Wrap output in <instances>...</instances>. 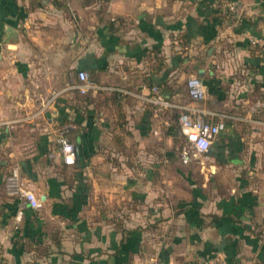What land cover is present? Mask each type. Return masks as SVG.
I'll return each instance as SVG.
<instances>
[{
  "label": "crops",
  "instance_id": "obj_1",
  "mask_svg": "<svg viewBox=\"0 0 264 264\" xmlns=\"http://www.w3.org/2000/svg\"><path fill=\"white\" fill-rule=\"evenodd\" d=\"M255 38L264 0H0V264H264ZM80 71L98 89H73ZM191 76L207 87L199 104ZM153 87L207 120L226 117L188 165L179 112L158 117L144 102ZM191 164L209 167L200 183ZM15 166L39 209L7 194Z\"/></svg>",
  "mask_w": 264,
  "mask_h": 264
},
{
  "label": "built area",
  "instance_id": "obj_2",
  "mask_svg": "<svg viewBox=\"0 0 264 264\" xmlns=\"http://www.w3.org/2000/svg\"><path fill=\"white\" fill-rule=\"evenodd\" d=\"M110 1V0H104ZM228 22L233 25L240 23L242 12L239 4H231L228 6ZM115 21V20H114ZM253 45L259 48V54L264 58V38H255L252 41ZM187 95L193 104H199L206 99L207 87L202 79L196 76H191L187 80ZM80 94L86 95L91 90L98 89L89 79V74L85 71H80L77 74V80L72 86ZM116 90V89H114ZM122 90H120L121 92ZM147 106L151 108L156 116H162L172 110L179 112L178 124L181 135L186 140V145L182 150V162L188 165L193 158L206 154L212 147L214 141L226 131V117L219 116L217 121L207 120L201 110L181 106L168 100L158 87H153L151 94L144 99ZM157 134V133H156ZM60 152L63 156V161L68 166L76 165L77 148L69 142L64 136L58 138ZM5 188L9 196H17L24 198L28 204L39 209L41 201L36 195L30 191L22 181L21 170L19 166L11 169L5 178ZM154 264H162L155 262ZM187 264H222L219 258L198 259Z\"/></svg>",
  "mask_w": 264,
  "mask_h": 264
},
{
  "label": "rangeland",
  "instance_id": "obj_3",
  "mask_svg": "<svg viewBox=\"0 0 264 264\" xmlns=\"http://www.w3.org/2000/svg\"><path fill=\"white\" fill-rule=\"evenodd\" d=\"M193 160H194V158H193ZM191 165H192V167H190V171L192 173L191 177L194 179V181L196 180L195 182L200 183L201 180H200L199 176L200 175H204V172L205 173H208L209 172V167L207 165L204 166V167L198 165L201 168V169H198V166L197 165H194V166H193V164H191Z\"/></svg>",
  "mask_w": 264,
  "mask_h": 264
},
{
  "label": "water",
  "instance_id": "obj_4",
  "mask_svg": "<svg viewBox=\"0 0 264 264\" xmlns=\"http://www.w3.org/2000/svg\"><path fill=\"white\" fill-rule=\"evenodd\" d=\"M0 50H1V48H0Z\"/></svg>",
  "mask_w": 264,
  "mask_h": 264
},
{
  "label": "trees",
  "instance_id": "obj_5",
  "mask_svg": "<svg viewBox=\"0 0 264 264\" xmlns=\"http://www.w3.org/2000/svg\"><path fill=\"white\" fill-rule=\"evenodd\" d=\"M119 95V94H118Z\"/></svg>",
  "mask_w": 264,
  "mask_h": 264
}]
</instances>
